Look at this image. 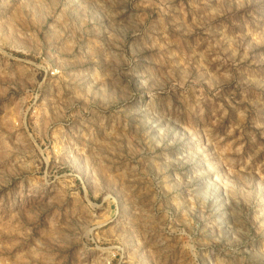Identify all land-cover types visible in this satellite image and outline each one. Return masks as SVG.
Here are the masks:
<instances>
[{
  "label": "rangeland",
  "instance_id": "1",
  "mask_svg": "<svg viewBox=\"0 0 264 264\" xmlns=\"http://www.w3.org/2000/svg\"><path fill=\"white\" fill-rule=\"evenodd\" d=\"M0 264H264V0H0Z\"/></svg>",
  "mask_w": 264,
  "mask_h": 264
}]
</instances>
